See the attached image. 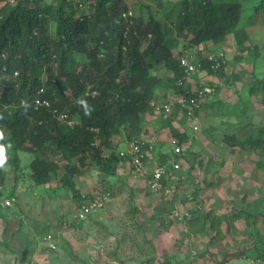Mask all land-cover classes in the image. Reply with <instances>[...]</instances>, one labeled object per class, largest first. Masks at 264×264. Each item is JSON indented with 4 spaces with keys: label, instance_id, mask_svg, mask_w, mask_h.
Instances as JSON below:
<instances>
[{
    "label": "trees",
    "instance_id": "obj_1",
    "mask_svg": "<svg viewBox=\"0 0 264 264\" xmlns=\"http://www.w3.org/2000/svg\"><path fill=\"white\" fill-rule=\"evenodd\" d=\"M0 3V191L3 164L17 166L19 151L33 153L28 167L38 186L49 183L51 174L60 168L48 158L49 153L57 152L66 160L61 182L72 192L75 207L84 198L74 185L79 168L71 163L73 158L78 165L91 162L107 175H116L123 163L126 165L122 170L128 178L137 175L131 156L120 155L124 146L114 140L117 136L125 141H140L138 153L142 154L146 183L152 176V170L147 169L149 153L153 154L157 145L142 139L147 138L144 133L148 125L155 126L157 120L160 123L155 128L168 129L182 147L173 151L178 167L164 156L156 164L165 166L159 180L160 191L167 188L165 193H169L171 178L178 180L188 175L186 170L184 174L179 172L180 160H187L188 153L195 154L184 146L187 132L172 124L181 107L175 105L170 113L161 110L156 115L157 104L169 98V88L187 101L196 97L200 103L199 93L208 85H202L204 81L197 71L226 78L225 57L213 69L210 67L213 62L202 54L203 46L212 44L219 48L231 37L237 46L234 55L237 60L246 54L255 57L264 47L252 42L249 30L264 11V0L167 1L166 5L160 4L163 21L153 15L144 18L133 14L127 0H0ZM178 37L184 42H179ZM179 45L182 47L178 48ZM183 60L193 64L194 69L189 71ZM159 70L166 73L159 75ZM263 82L264 77L256 80ZM256 83L247 84L248 95L258 91ZM201 104L199 108L204 107ZM199 108L194 110L196 115ZM242 109L244 113L245 108ZM61 114L69 115L66 121L59 119ZM69 119L74 122L69 123ZM225 139L231 145L243 146L248 142L254 149L263 146L264 153V129H259L253 138L238 139L229 134ZM259 156L254 159L255 164L264 172V161ZM196 192L188 199L195 198ZM13 194L14 189L6 196L14 199ZM0 215L3 216L1 211ZM225 217L211 212L204 217V223L209 221L214 227ZM189 221L191 231L202 228L193 219ZM3 244L7 242L0 239V245ZM255 251L256 256H264L257 247Z\"/></svg>",
    "mask_w": 264,
    "mask_h": 264
},
{
    "label": "rangeland",
    "instance_id": "obj_2",
    "mask_svg": "<svg viewBox=\"0 0 264 264\" xmlns=\"http://www.w3.org/2000/svg\"><path fill=\"white\" fill-rule=\"evenodd\" d=\"M127 1L133 14L163 21L160 4L177 0ZM255 19L250 36L254 44L262 45L264 11ZM219 48L205 45L202 54L222 49L226 78L197 71L203 86L214 84L200 103L197 100L204 107L196 106L188 114L180 110L172 122L187 132L184 146L195 156L188 153L187 160H180L179 172L186 170L188 175L171 178L169 193L151 190L143 175L128 178L122 170L126 164H120L116 175H107L93 163L78 165L73 158L71 163L79 168L73 178L79 193L109 192L101 208L77 221L72 192L61 182L66 160L59 153L51 152L48 158L60 168L51 174L49 183L39 186L28 167L33 153L19 151L17 166L4 162L0 202L12 189L15 202L5 208L0 204V239L7 242L0 245V264H264V256H256L255 251L257 247L264 253V172L254 160L261 153L264 161L263 146L231 145L225 139L229 134L253 138L264 129V82L256 83L264 77V47L259 55L246 54L242 60L234 58L237 46L231 37ZM250 82L258 85V91L248 95ZM168 93L174 98L170 88ZM197 108L199 115L194 111ZM154 122L144 133L145 139L157 145L149 153L148 172L163 156L174 160L177 146L168 129H156L160 122ZM114 140L121 147L127 144L124 137ZM195 190L196 197L188 199ZM211 212L225 215V220L214 227L209 221L204 223ZM189 219L202 228L191 231Z\"/></svg>",
    "mask_w": 264,
    "mask_h": 264
},
{
    "label": "built area",
    "instance_id": "obj_3",
    "mask_svg": "<svg viewBox=\"0 0 264 264\" xmlns=\"http://www.w3.org/2000/svg\"><path fill=\"white\" fill-rule=\"evenodd\" d=\"M219 56L221 57L222 53H220ZM209 59L214 61L212 63V67L216 68L218 66V57L211 55L209 56ZM183 63L187 66L189 71H192L194 69L193 64H191L190 62L183 60ZM190 101L193 102V100H190ZM177 102L180 103L181 105H185V99L182 97L177 99ZM161 107L166 112L170 111V105L167 103H164L163 105H161ZM156 109L159 110L160 106H156ZM188 113H190L189 109H188ZM59 119L62 121H66L67 114H61L59 116ZM68 122L72 123V120L69 119ZM142 140L146 142L147 141L150 142V140L148 139H142ZM140 147H141L140 141H138V139H133L128 142L125 149H122L119 151L120 155H125V153H128L131 156V164L133 167V171L137 175H142V162H141L142 154L138 153L140 150ZM180 149L181 147L178 145L175 147V151H180ZM170 163H173L174 167H178V164L175 161H170ZM164 173H165V166L163 165H157L152 169V176L146 179V183L147 185L150 186V188L153 191H158L162 189L159 180L161 176L164 175ZM165 192H168L167 188L165 189ZM104 198H105V195L103 196L100 193H95L93 197L91 198L88 197L84 199L81 205L77 207V210L74 214V218L78 220L84 219L89 213L100 208L103 205ZM12 201H13V198L6 197L1 201V205L9 206L11 205ZM51 246L55 247L53 244Z\"/></svg>",
    "mask_w": 264,
    "mask_h": 264
},
{
    "label": "clouds",
    "instance_id": "obj_4",
    "mask_svg": "<svg viewBox=\"0 0 264 264\" xmlns=\"http://www.w3.org/2000/svg\"><path fill=\"white\" fill-rule=\"evenodd\" d=\"M10 2H12L13 0H9ZM221 52H217V53H208L207 55H206V57L209 59V56H211V55H213V56H215V57H218V63H219V61L221 60V58H223V56H224V54L222 53V56L220 57L219 56V54H220ZM210 61H212V62H214L213 60H211V59H209ZM211 68H213L212 67V63H211V66H210ZM217 68V67H216ZM213 69H215V68H213ZM208 90H212V88L211 87H208V86H206V87H203V91H200V93H199V96H200V98L203 96V95H205L204 93L206 92V91H208ZM208 92H210V91H208ZM184 98L185 99V105H181L180 103H178L177 102V99H179V98ZM203 98V97H202ZM190 100H193V102H191ZM164 103H167V104H169L170 105V111L169 112H166L162 107H161V105H163ZM191 104H193V105H195V106H191ZM175 105H179L180 107H181V109H182V111H185V112H187V114H188V109H189V111L191 112V109H192V107L194 108V107H199V105H198V102H197V98L195 97V100H194V98H190L188 101H187V99H186V97H183V96H180V95H177V94H174V98H173V96H171L169 99H167V100H165V102H161L160 104H157V106H160V109L159 110H157L156 108H155V111L157 110L158 112H160L161 110H164L165 111V113H170L172 110H173V108H172V106L174 107ZM189 106H191L190 108H189ZM67 117H69V115H67ZM70 120H72V122H74V120L73 119H70ZM194 128H197L196 127V125H194ZM176 140V139H175ZM130 141V140H129ZM129 141H126V143L128 144V142ZM127 144L124 146V147H122V148H120V150H122V149H125L126 148V146H127ZM181 149H182V147H181ZM180 149V150H181ZM176 152V151H175ZM171 161H174V160H171ZM95 193H98V192H92L90 195L89 194H82V197L84 198V199H86V198H88V197H93L94 195H95ZM101 195H105V198H104V201L106 200V196H109V193H106V192H103V193H100ZM83 199V200H84ZM15 199H13V201H12V203H11V205L15 202L14 201ZM104 201H103V203H104ZM0 204H1V202H0ZM11 205H9V206H11ZM9 206H2L1 205V207H3V208H5V207H9ZM101 208V207H100ZM99 209V208H98ZM76 210H77V207H76V209H75V212H76ZM97 210V209H96ZM95 211V210H94ZM94 211H92V212H94ZM92 212L91 213H89V214H92ZM89 214L85 217V218H87L88 216H89ZM84 218V219H85ZM73 219H75L74 218V216H73ZM75 220H77L78 221V219H75ZM81 220H83V219H81Z\"/></svg>",
    "mask_w": 264,
    "mask_h": 264
}]
</instances>
